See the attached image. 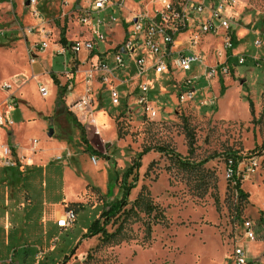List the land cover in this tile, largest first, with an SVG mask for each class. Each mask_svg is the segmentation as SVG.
I'll return each mask as SVG.
<instances>
[{"label":"rangeland","instance_id":"374dc122","mask_svg":"<svg viewBox=\"0 0 264 264\" xmlns=\"http://www.w3.org/2000/svg\"><path fill=\"white\" fill-rule=\"evenodd\" d=\"M6 1L8 6H0V31L4 32L0 36V87L7 83L12 88L0 91L6 95L1 113L5 116L8 106L17 103L11 119L24 124L15 131L27 146L38 139L37 152L47 139L50 148L67 145L61 159L70 171L67 181H77L78 186L67 187L68 198L76 197L72 203L68 200V207L77 214L72 228L56 230L47 223H32L30 213L51 212L43 200L34 199L32 205L24 201L27 207L16 208V218L9 210L11 223L19 216L26 215V219L21 218L15 230L12 225L1 226L0 264H236L237 248L243 249L249 264H264V0H232L225 8L240 40L229 62L228 56L221 59L217 53L223 50L221 36L205 34L193 47L209 68L205 73L201 66L187 73L175 69L156 80L150 72V89L157 95V103L151 105L159 113L155 118L135 106L125 110L123 101L114 107L95 81L88 85L91 64L79 66L76 90H69L64 101L65 105L84 97L90 101L78 119L87 141L82 140L69 108L73 117L63 110L57 116V128L47 116L57 114L56 82L65 86L64 77L72 72L68 67L72 54L56 52L65 46L62 37L68 42L96 40L81 23L84 10L94 0H36L39 19L29 0ZM145 8L141 0H125L122 12L113 15L104 10L91 15L93 24L102 23L99 32L107 39L98 43L96 52L110 50L111 66L114 49L124 38L123 20L130 17V11ZM110 15L117 21L112 22ZM189 38L190 33L181 36L180 49L189 46ZM42 40L49 47L39 55ZM129 70L134 72L132 67ZM116 73L122 76L120 70ZM189 78L196 80L195 98L180 101L179 95L186 91L183 82ZM42 86L50 87L49 97L41 96ZM9 96L13 99L7 104ZM44 123L55 129L54 139L48 137ZM6 139L14 142L9 135ZM87 146L100 156L87 152ZM162 147L176 156L159 152ZM234 155L247 199L227 177ZM49 156L53 167L44 180L46 201L54 202L63 196V175L58 181L51 171L57 172L64 163L53 161L52 153ZM138 160V170L128 179L133 187L126 205L106 227L113 237H88L103 207L123 198L122 178ZM40 180L42 191L41 176ZM138 199H142L141 206L136 205ZM148 202L157 207L153 215L145 211ZM247 223L254 228L252 240L245 235Z\"/></svg>","mask_w":264,"mask_h":264},{"label":"built area","instance_id":"2783aa9c","mask_svg":"<svg viewBox=\"0 0 264 264\" xmlns=\"http://www.w3.org/2000/svg\"><path fill=\"white\" fill-rule=\"evenodd\" d=\"M124 2L125 0H94L92 6L84 10L81 23L88 27L95 35L96 40L91 38V40L83 42H74L71 45L63 46L57 52L61 55L70 52L73 56L72 62L68 65L72 72L66 75L68 91L73 88L75 80L73 68L90 63L92 70L89 73V86L93 81L103 86L109 93L114 107L120 106L123 101L125 110H134L133 106H135L139 108L140 112L150 118H155L159 113L156 107L151 105L156 104L157 101L152 98L150 72L156 80H160L166 73L172 74L175 69L187 73L196 71V68L201 66L205 73L209 69L208 66H206L202 55L193 50V47L199 44L200 35L205 34L218 37L223 33V50H218L217 53L221 59H227L228 56L229 60L233 56V22L225 15V8L232 0H141L146 8L140 11H130V17L123 20L124 38L115 49L113 66H111L109 51L100 54L96 52L98 43H104L107 39L99 32L102 23L97 21L93 24L91 15L104 10L111 11L115 15L117 12H122ZM36 4V0L28 2L33 15L39 19L40 14L36 9ZM109 18L112 22L117 21L112 15ZM3 33L0 31V36ZM186 33H190L189 47L184 46L180 49L184 43L178 42L179 37ZM39 45L41 51L48 47L45 40H42ZM81 53L86 54L84 61L79 57ZM34 60L33 58L32 63ZM94 61L96 62L94 63ZM243 62L244 58H241L240 64ZM129 67L135 70V76L131 74L132 71L129 70ZM117 70H120L122 76L116 73ZM195 79L201 80L198 77ZM195 79L189 78L183 82L186 91L179 95L180 101L195 98L197 92ZM204 79L207 80L205 75ZM125 85H128L129 89L121 91V87ZM0 88L8 92L12 87L5 83ZM39 92L42 96H46L48 93L45 87H39ZM10 99L12 98H8V101ZM89 104L90 101L85 97L81 98L71 106V112L82 114L87 110ZM13 108L14 104H10L5 116L0 113V129L11 124L10 113ZM90 124L92 125V119ZM32 147L35 151L36 141L33 142ZM2 151L4 165L7 167L16 166L17 159L12 147L3 146ZM227 177L228 179L232 178V170L229 168ZM76 217L77 214L74 210L68 206L65 207L57 219L58 228L62 230L72 228ZM245 231L248 239H254V228L250 223L246 224ZM235 257L236 264H249L242 248L236 249Z\"/></svg>","mask_w":264,"mask_h":264},{"label":"crops","instance_id":"0c3cea01","mask_svg":"<svg viewBox=\"0 0 264 264\" xmlns=\"http://www.w3.org/2000/svg\"><path fill=\"white\" fill-rule=\"evenodd\" d=\"M4 4L8 6L9 2L6 0H0V6H2ZM233 33L235 34V32L232 29V34ZM222 34H220L221 37L220 36H218V37L223 38ZM181 36L179 37L178 42H183L181 40ZM235 36H236V34H235ZM30 37H32V36H30ZM212 37H214V36H212ZM87 40H91V38L86 39L85 41H87ZM238 41L240 42V40H238ZM72 43H74V42H72ZM188 47L189 46H186V48H188ZM59 50H61V49H59ZM59 50H57L56 52H58ZM233 50H235V49H233ZM105 51H107V50L105 49ZM109 52H110V50H109ZM43 53H45V50L42 51V53H38V54L41 55ZM79 57L81 58V56H79ZM85 58H86V54L84 57L81 58V60L84 61ZM35 62H36V59L34 60V63ZM74 66H75V64H74ZM76 71H77V66L73 68V74L75 75V80L73 82V88L71 89V92H74L76 90V89H74L75 81H77L76 80ZM131 74L135 76V70ZM64 80L66 83L67 78L64 77ZM76 85H77V82H76ZM65 86H67V85H65ZM44 87L47 89L48 93L46 96H42V95L41 96L46 98V97H49V95H50V87H48V86H44ZM99 88L102 90L104 89V91L107 92L103 86L99 85ZM126 89H129L128 85L121 87V91H124ZM0 91H1V88H0ZM68 94H69V91H68ZM155 97H157V95L155 93H153L152 98L154 100H155ZM5 98H6V95L1 93L0 94V105L5 100ZM9 98H11V96H9ZM77 101L78 100H76L75 102H77ZM7 102H9V101H7ZM75 102H72L69 105H67V102H66L65 108H63L59 113L58 112H57V114L55 113V116H54V112H53L52 116H47V118H50V120H53V123L57 128V120H58L57 116L59 114H61L63 110H66V111L70 110L71 111V106ZM16 107H17V103L14 104V108L10 113L11 124L0 129V228L2 225H4L5 229H7V227L9 228L12 225L14 227V230L17 229V226H19L21 224L20 223L21 218L26 219L25 218L26 215L19 216L16 219V221L11 223L12 221L10 219L11 215L9 213V210L11 211V214L14 213L13 215L16 218V212H15L16 208L27 207V205L25 206L24 201H26L28 204L32 205L34 199H36L38 201L43 200L51 212L46 213V214L43 211H42V213L41 212H39V213L35 212L34 214L30 213L31 222L32 223L33 222H39V224H42V223L46 224L47 223L49 225L54 226L56 230H62V229L58 228V226H57V219H58L59 215L62 214L65 207L68 206V200H70L69 202L72 203L74 198H76L75 196L72 198H70V197L68 198V196H67L68 184L73 185L74 188H76V186H78V185H76L77 181H74L71 179L69 180V182L67 181L70 171H68L66 163H64L61 159L62 154L65 153V151H66L65 149H66L67 145L61 146V145L56 144L55 148H50L51 142L47 139V141H45L46 142L45 144L47 146L44 145V148L42 150H40L39 152L36 151L40 145L38 139H36V138L33 139L30 143V146L25 145L22 140H19V137L17 135L18 132L15 131V127H18L19 129L22 127V124H24L23 121L19 122V119H18V122L16 123L11 119V115H12V113ZM68 108H69V110H67ZM95 109H96V107L93 108V111H95ZM0 113H1V110H0ZM73 115L77 119V121L80 122L78 119H80V117L83 114L79 113V114H73ZM91 117L92 118L95 117L94 113L91 114ZM43 125H44L43 128L47 132L48 137H50L51 139H54L55 134H56L55 129H49L45 123ZM91 126H93V125H91ZM4 129H6L9 132L6 133L4 131ZM95 131H96V134H98L99 131L96 129H95ZM7 135H9L11 138H13L14 142L8 143L7 139H6ZM56 138H58V137H56ZM34 141H36L35 151L33 150V147H32ZM63 142H66V141H63ZM6 145L11 146L14 153H15V156L17 159V165L16 166L7 167L4 165V159H3L4 155H3L2 147L6 146ZM51 153H52V160L53 161L59 162V163H61V162L64 163L63 167L58 166L57 172L51 171V174L54 176L53 178H55L57 176L58 181L61 180V175H63L62 176L63 185L62 186L59 185L60 189H63V196L60 199H58V201H54V202L53 201H49V202L46 201V198H47V190L46 189H47L48 185H47V187H45V181H44L46 175H49V173H48L49 169H51L53 167V162H50V160H49V157H50L49 155ZM40 176L43 180V183L41 184L43 186L41 188V189H43L42 191H40V188L38 187V184L41 181ZM73 192L75 194V189H73ZM32 223H30V226H32ZM23 224H24V222H23ZM28 228H29V226H28ZM34 231L30 230V232H34ZM45 232L46 231L43 230L44 234H45ZM32 234L33 233H31L30 235H32ZM5 245H7V244L5 243Z\"/></svg>","mask_w":264,"mask_h":264},{"label":"trees","instance_id":"16d2710c","mask_svg":"<svg viewBox=\"0 0 264 264\" xmlns=\"http://www.w3.org/2000/svg\"><path fill=\"white\" fill-rule=\"evenodd\" d=\"M64 34V32H63ZM62 42L65 46L67 45H71L72 42H68L65 37H62ZM232 43H233V49H236L239 45V41L237 40L235 34H232ZM231 60V57L229 58L228 62ZM58 87H59V96H58V102H57V112L59 113L63 108H65V101H64V97L65 94L68 93V89L67 86H59L60 84L58 82H56ZM220 83L223 85V80L220 79ZM252 106V104H251ZM67 114L70 115V117H73L72 114H70V112L66 111ZM73 123L75 124L76 127H78L81 131L82 134V140L83 141H87L86 140V131L84 129V127L82 126V124L80 122L77 121V119L75 117H73L72 119ZM161 153H168L169 155L172 156H176V154L174 153V151L169 150L167 148H159L158 150ZM87 152H89L90 154L94 155V156H100V154L93 150L90 146H87ZM237 156H233V161H230V164L228 166L229 169L232 170V178L230 179L231 183H235L236 184V189L238 190L239 195L244 198L247 199L248 195L245 194L242 190H241V178L238 177V167H239V160L236 159ZM138 159H140V156L138 157ZM179 159V158H178ZM140 165V160L134 162V164H132L128 170L124 173V176L122 178L121 181V193L123 195V198L121 200L118 201H114L110 204H106L103 207V211L101 214L100 219L96 220L92 226L90 227L87 236L88 237H95L98 235H103L104 239H109L111 237H113V235H110L107 230L106 227L107 225L116 217H118V215L122 212L123 207L126 205L128 196L130 194V191L132 190V184H128V179L134 175V171L138 170ZM75 206H80V204H74ZM136 205L141 206L142 205V199H138L136 202ZM157 210V207L152 203V202H148L145 205V211L148 215H153L154 212ZM101 220H104V223H101ZM67 260V259H66Z\"/></svg>","mask_w":264,"mask_h":264},{"label":"bare ground","instance_id":"6f19581e","mask_svg":"<svg viewBox=\"0 0 264 264\" xmlns=\"http://www.w3.org/2000/svg\"><path fill=\"white\" fill-rule=\"evenodd\" d=\"M150 10V9H149Z\"/></svg>","mask_w":264,"mask_h":264}]
</instances>
